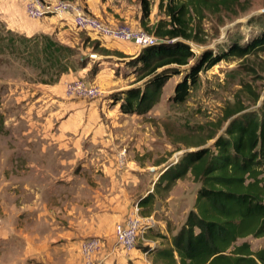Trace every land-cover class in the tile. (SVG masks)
I'll return each mask as SVG.
<instances>
[{
  "label": "crops",
  "instance_id": "1",
  "mask_svg": "<svg viewBox=\"0 0 264 264\" xmlns=\"http://www.w3.org/2000/svg\"><path fill=\"white\" fill-rule=\"evenodd\" d=\"M71 1L109 24L127 22L133 27H142L139 0ZM22 2L0 1V20L9 30L25 36L54 33L61 43L88 53L77 37L65 34L68 29L57 30L50 23L34 21L25 24ZM153 12L150 11L147 25L158 20V17L152 18ZM61 16L71 18L72 15ZM57 18L53 19L54 24L59 22ZM98 38L100 51L92 53L98 60V68L90 72L95 61L87 55L86 61L75 70L61 74L55 84L58 94L55 108L62 120L55 132L29 139L30 143L41 146L36 160L30 162L29 175L4 178L7 179L3 182L4 189H14V199L1 203L0 264H80L79 244L86 237H102L104 241L102 250L94 256V264H153L149 250L166 245L191 209L186 202L180 207L175 202L183 200L185 192L196 183L188 172L175 181L164 200L154 193L155 200L147 214L153 216L154 223L138 238L134 249L125 251L116 243L114 225L126 218L133 203L153 191L149 188L155 180L146 182L145 175L150 173L132 159L127 158L125 165L123 161L119 165L121 156L112 152L118 151L121 144L118 141L125 138L123 123L114 116L136 114L122 113L119 103L109 106L103 100L91 102L88 107L82 98L65 95L66 83L77 78L94 83L107 93L133 85L121 74L117 75L115 68L120 61L135 57L140 49L129 42ZM86 118L88 122L81 123ZM52 125L45 123L43 129L51 130ZM71 132L77 134L72 137ZM12 158L4 155L2 161L9 162ZM186 179L188 183L184 182ZM15 188H21L20 194H16Z\"/></svg>",
  "mask_w": 264,
  "mask_h": 264
},
{
  "label": "trees",
  "instance_id": "2",
  "mask_svg": "<svg viewBox=\"0 0 264 264\" xmlns=\"http://www.w3.org/2000/svg\"><path fill=\"white\" fill-rule=\"evenodd\" d=\"M139 1L142 28L161 41L140 49L130 61L135 73L133 85L112 94L122 113L144 115L150 111L160 101L169 78L182 73L179 67L188 66L174 85L170 97L174 103L188 98L201 71L222 60L264 51L263 21L260 32L245 43L235 40L219 51L206 48L198 55L194 52L191 42H203L199 34L205 12L229 8L236 0H160L158 7L167 18L152 25H147L151 1ZM0 28L4 29L1 23ZM19 38L30 43L22 52L46 63L43 71L50 77L44 83H56L61 74L82 64L72 59L75 47L47 34ZM7 44H13V39ZM3 48L0 44V52ZM260 96L257 93V100ZM261 98L257 110L238 105L226 111L224 131L212 148L184 152L159 175L154 187L161 186L164 193L188 172L199 186L193 206L170 241L149 250L153 264H264V244L253 250L247 241L237 243L247 236L264 239V96ZM154 200V190L139 198L141 214L151 211Z\"/></svg>",
  "mask_w": 264,
  "mask_h": 264
},
{
  "label": "rangeland",
  "instance_id": "3",
  "mask_svg": "<svg viewBox=\"0 0 264 264\" xmlns=\"http://www.w3.org/2000/svg\"><path fill=\"white\" fill-rule=\"evenodd\" d=\"M150 1L151 10L154 11L151 15L152 18H167L158 7L160 0ZM228 7L220 11L207 10L205 12L199 34L203 42H191L197 55L206 48L214 51L227 48L235 40L245 43L260 32L264 21V0H236L231 2ZM22 8L25 24L34 21L50 23V25H55L57 30L58 28L68 29L65 31L66 35L77 37L79 43L88 48V53L74 48L75 55L72 58L74 63L86 61L85 57L88 55V59L95 61L91 64L90 72L98 68V60L92 54L100 51V40L97 35L88 30L77 29L70 17L51 15L42 19H31L25 13L24 0ZM55 17H58L57 20L60 19L56 24L53 21ZM195 20L197 21V19ZM0 23L4 26V29L0 28V39H3L0 44L4 46L0 52V217H2L1 203L4 200L10 202L14 199V189L11 188L9 191L4 189L3 182L7 180L4 178L12 179L14 174H18L20 177L29 175L30 162L32 159L36 160L35 155L40 153L41 148L36 142L30 143L29 139L49 134L47 132H55L62 117L57 114L55 108L58 94L54 87L57 82L53 84L43 82L50 77L43 71L46 63L43 59L37 62L34 56L22 52L25 50V46L30 43L22 42L19 37L31 36L9 30L2 20ZM47 35L57 40L54 33ZM8 39H13V44L8 45ZM90 54L92 55L90 56ZM133 58L120 61L115 68V73L121 74L129 84H132L135 79L134 67L130 63ZM187 67H179L182 73L169 78L163 87L160 101L146 114L121 115L116 116L117 118L114 116L115 119L123 123L122 133L125 138L120 136L122 141L117 140L118 143H121L118 144L120 145L118 151L115 149L112 152H118L117 154L121 156V161L120 157L118 161L119 165L122 164V161V165H125L124 161L127 158L132 159L144 168L147 174L150 173L149 176L145 175L146 182L149 180L159 181V175L168 166L175 163L184 152L199 147L212 148L215 138L224 131L226 111L238 105L244 106L246 110H257L261 103L262 98L260 96L257 100V93L262 95L264 91V51L251 53L241 58L222 60L209 69L201 71L199 82L191 89L188 98L183 103H174L170 100L174 85L181 79L183 71ZM86 79L90 80V76H87ZM117 92L119 91L107 93L100 89L98 96L81 100L88 107L91 102L102 103L103 100H106V105L113 106L115 103L112 100V94ZM103 119H106L104 115ZM87 120V118L83 119L81 123ZM45 123L53 124L52 129H43ZM76 134L77 132H71L72 137ZM210 135L215 136L208 138ZM4 155L13 156V160L3 162ZM144 170L142 169V171ZM155 182L150 183L149 189L150 191L154 190V193L160 195L161 200H164L166 193L161 190V186L156 189ZM184 182L188 183V180L186 179ZM198 186V183H193L182 196L183 200L178 202L175 200L179 207L181 203L185 204V202L190 206L193 205ZM20 189L15 188L16 194H20ZM190 206H188L189 209ZM242 241L249 242L253 250L264 244L262 237L247 236L238 239L237 243Z\"/></svg>",
  "mask_w": 264,
  "mask_h": 264
},
{
  "label": "built area",
  "instance_id": "4",
  "mask_svg": "<svg viewBox=\"0 0 264 264\" xmlns=\"http://www.w3.org/2000/svg\"><path fill=\"white\" fill-rule=\"evenodd\" d=\"M25 13L31 19H42L51 15L71 13L72 23L79 30H88L95 35L118 41L130 42L134 46L143 47L161 41L153 33L142 27H133L127 22L109 24L94 16L71 0H26ZM65 95L70 98H94L100 94L99 87L82 78L66 83ZM264 96V91L261 97ZM154 223L152 215H142L141 207L135 202L126 218L114 225L116 243L125 251L135 248L138 238ZM104 243L99 237H86L80 241L79 252L83 264H94V256L102 250Z\"/></svg>",
  "mask_w": 264,
  "mask_h": 264
}]
</instances>
